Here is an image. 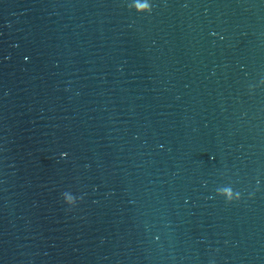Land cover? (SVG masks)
I'll list each match as a JSON object with an SVG mask.
<instances>
[{
    "label": "water",
    "instance_id": "water-1",
    "mask_svg": "<svg viewBox=\"0 0 264 264\" xmlns=\"http://www.w3.org/2000/svg\"><path fill=\"white\" fill-rule=\"evenodd\" d=\"M176 264H264V0H108Z\"/></svg>",
    "mask_w": 264,
    "mask_h": 264
}]
</instances>
